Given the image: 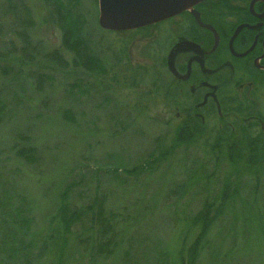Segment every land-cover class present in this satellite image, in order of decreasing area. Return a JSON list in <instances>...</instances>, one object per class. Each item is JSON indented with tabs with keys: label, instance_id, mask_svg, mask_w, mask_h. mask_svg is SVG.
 I'll list each match as a JSON object with an SVG mask.
<instances>
[{
	"label": "rangeland",
	"instance_id": "374dc122",
	"mask_svg": "<svg viewBox=\"0 0 264 264\" xmlns=\"http://www.w3.org/2000/svg\"><path fill=\"white\" fill-rule=\"evenodd\" d=\"M66 12L100 72L63 47ZM97 19V0H0V264H264V161L179 143L158 98L159 37L175 42L179 23L111 33ZM100 203L108 257L94 252ZM62 204L78 212L69 228Z\"/></svg>",
	"mask_w": 264,
	"mask_h": 264
},
{
	"label": "flooded vegetation",
	"instance_id": "af4514ba",
	"mask_svg": "<svg viewBox=\"0 0 264 264\" xmlns=\"http://www.w3.org/2000/svg\"><path fill=\"white\" fill-rule=\"evenodd\" d=\"M193 11L210 30L190 11L152 26L180 25L175 42L159 37L168 38L160 49L170 76L158 79V98L179 122V143L218 141L228 146L226 156L240 159L231 148L248 141L264 146V102L257 94L264 93V2L206 0Z\"/></svg>",
	"mask_w": 264,
	"mask_h": 264
},
{
	"label": "trees",
	"instance_id": "16d2710c",
	"mask_svg": "<svg viewBox=\"0 0 264 264\" xmlns=\"http://www.w3.org/2000/svg\"><path fill=\"white\" fill-rule=\"evenodd\" d=\"M66 15V16H65ZM68 13H64L62 15H58L57 21L59 27L63 30L62 33V44L63 47L69 52L72 53L78 60H82L84 68L88 71H94V72H100V67L96 61H94L91 57L89 58H83V56L79 54V44L76 40L75 33H76V28L73 25H70L68 21ZM81 24L84 25L85 22L83 23L81 21ZM91 32H88L87 34L90 35ZM82 57V58H81ZM179 144V143H177ZM172 147H174L172 145ZM214 147V146H213ZM32 149H21L18 150L15 153V156L18 159L24 160L28 164H34L33 154ZM233 153H238L239 155L243 154L245 157H243L244 164L254 166L255 164L262 163L264 161V146L262 145L261 142H253V141H248L247 144L241 149V150H235L231 148L230 154ZM166 154V153H165ZM263 155V156H262ZM241 160L236 159V160H230L232 164L238 163ZM243 163V162H242ZM141 167V165L139 166ZM140 171H142L139 168ZM134 172V171H133ZM132 172V173H133ZM225 191V190H224ZM60 212L63 216H66L68 222H64V227L69 228L71 226V222L73 218L76 217V214L78 215V212L75 210H72L68 205H61ZM104 216L102 215V208H101V203L98 205L95 214L90 218V221L95 222L96 225H98V230H97V239L96 244L94 245V252L95 255L98 257H108L110 253L112 252V240L111 236H109V225L108 223L105 222V219L103 218ZM208 216L206 215V212L201 213L199 215V219L201 221V224L204 225L203 229L206 230L208 228V223L210 222L207 218ZM93 222V223H94ZM8 244L0 242V250L4 252L11 251V247L8 248Z\"/></svg>",
	"mask_w": 264,
	"mask_h": 264
},
{
	"label": "water",
	"instance_id": "95a60500",
	"mask_svg": "<svg viewBox=\"0 0 264 264\" xmlns=\"http://www.w3.org/2000/svg\"><path fill=\"white\" fill-rule=\"evenodd\" d=\"M98 19L100 29L107 32H128L149 27L184 12L190 11L199 25L201 24L193 8L206 0H97ZM263 1L264 0H253ZM236 31L235 35L237 34ZM233 36V38L235 37ZM232 38V39H233ZM178 49V47H177ZM172 54L169 56L171 60Z\"/></svg>",
	"mask_w": 264,
	"mask_h": 264
}]
</instances>
